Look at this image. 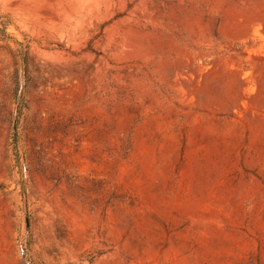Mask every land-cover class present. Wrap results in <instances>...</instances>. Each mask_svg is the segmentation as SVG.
<instances>
[{
	"label": "rangeland",
	"instance_id": "rangeland-1",
	"mask_svg": "<svg viewBox=\"0 0 264 264\" xmlns=\"http://www.w3.org/2000/svg\"><path fill=\"white\" fill-rule=\"evenodd\" d=\"M0 264H264V0H0Z\"/></svg>",
	"mask_w": 264,
	"mask_h": 264
}]
</instances>
